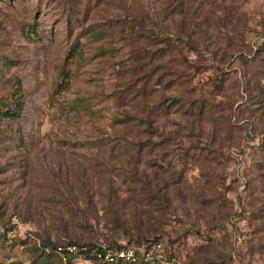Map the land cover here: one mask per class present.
<instances>
[{"label":"rangeland","instance_id":"obj_1","mask_svg":"<svg viewBox=\"0 0 264 264\" xmlns=\"http://www.w3.org/2000/svg\"><path fill=\"white\" fill-rule=\"evenodd\" d=\"M17 78L0 264H65L29 234L264 264V0H0V106Z\"/></svg>","mask_w":264,"mask_h":264},{"label":"trees","instance_id":"obj_2","mask_svg":"<svg viewBox=\"0 0 264 264\" xmlns=\"http://www.w3.org/2000/svg\"><path fill=\"white\" fill-rule=\"evenodd\" d=\"M87 12V11H86ZM75 15V19L77 17V13H72ZM92 37H98L99 33L101 34L98 29L91 27V30L88 31ZM99 38V37H98ZM13 82V91L9 93V96L5 97V102L0 106V116L6 117L12 120H15L20 116V112L22 111L24 107V99L23 95L21 94V82L17 78ZM1 82V81H0ZM137 92V90H136ZM121 92H119V95ZM134 152L138 151L137 145L132 147ZM29 235L32 237H29ZM27 239H21L28 240L34 242V247L42 252L46 256H55L60 258L62 261H65V264H70V262L75 257H83L84 259L88 260L90 264H174L176 263V253L175 250L172 249L170 244L168 246H163L162 249L159 251H154L152 255L149 257L141 256L137 251L135 255V259L131 261L123 260V259H115L109 263H105L103 261V258L98 257V253L104 255V253L107 250H115V249H124V248H131L129 245H87V244H78L74 241H69L67 244H75L79 247L84 246L86 247L85 250H78L76 253H70L66 250H63V254H61L59 251H57V247L61 244H57L55 242H52L48 239L44 240L43 238L33 240V236L29 234ZM0 236H4L3 233L0 234ZM158 241V239H153L151 241H147L145 244H141L142 250L144 253L148 252V250ZM136 250V249H134Z\"/></svg>","mask_w":264,"mask_h":264},{"label":"built area","instance_id":"obj_3","mask_svg":"<svg viewBox=\"0 0 264 264\" xmlns=\"http://www.w3.org/2000/svg\"><path fill=\"white\" fill-rule=\"evenodd\" d=\"M18 220L16 218V216H13L11 219V223L10 224H17ZM6 230V231H5ZM12 231V228H10V225H5V226H1L0 225V234L3 233H10ZM160 247H162V244L157 243L156 245L154 244L152 246V250L149 249L148 252L144 253L137 251L141 256L144 257H149L150 255H152L154 253V251H159ZM86 247L84 246H77L75 244H67V245H60L57 247V251H59L61 254H63V250H66L70 253H76L78 250H85ZM159 248V249H158ZM136 250L132 249V248H124V249H115V250H107L104 255L98 253V257L103 258V261L105 263H109L115 259H123V260H127V261H131L135 259V254ZM155 254V253H154Z\"/></svg>","mask_w":264,"mask_h":264}]
</instances>
